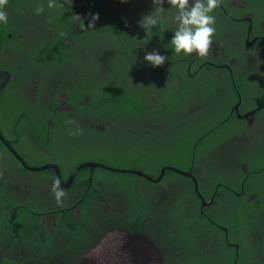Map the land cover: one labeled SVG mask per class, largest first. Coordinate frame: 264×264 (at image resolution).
I'll return each instance as SVG.
<instances>
[{"label":"flooded vegetation","instance_id":"1","mask_svg":"<svg viewBox=\"0 0 264 264\" xmlns=\"http://www.w3.org/2000/svg\"><path fill=\"white\" fill-rule=\"evenodd\" d=\"M75 1L77 2L73 3L81 0ZM227 1V6L224 7L221 3L218 8L223 17L220 26H224L226 21L228 27L225 30H216L210 54L206 58H200L196 54L186 57L183 54L172 56L166 48L152 45L150 33L147 36L138 25L142 16L153 10L152 0H90L81 8H72L56 0L57 4H62L63 7L52 9L47 6L48 0H8L4 9L8 22L0 23V73L9 75V80L1 91L5 93L4 100L0 103V135L17 157L0 141V198H6L11 206L30 205L32 210L39 207L41 224L52 234V228L56 226V214L60 212L59 207H66L75 201L77 204H73L68 210L75 217L78 216L80 194L75 188L79 183V178L76 181L79 174L89 170V177L80 184L85 186L87 181V184L91 185L94 171L100 169L77 170L86 164L113 168L109 163L118 160L119 156L115 155L120 150L115 142L111 141V134H115L113 131L116 126L124 131L121 139L128 145L127 149L133 148L138 137L147 136L149 132L148 145L152 148L149 156H159L155 149L158 144L156 140L161 134L159 139L168 141L170 133L165 127L167 125L159 122V119L139 113L137 115L142 119L139 118L137 122L125 120L123 125H114L119 119L93 117L90 112H86L92 105L89 94L104 83H116L115 87L120 92L126 88L124 83L129 80L131 74L127 77L124 75V70L121 69L123 63L136 67L135 82H145V88L152 90L149 92V102L146 103L149 106L158 104L156 90L170 88L173 73L184 72L199 88L207 86V77L215 83L214 88L216 87L219 96L223 91V100L227 99L228 93L237 97V102L229 107V112L224 113L227 114L226 121L233 118L232 120L238 123L235 124L236 130L215 149L206 151L204 158L198 161L194 158L192 164H196L199 171H208L210 167H215L218 171L240 168L246 175L248 166L246 163L240 164V157L247 161L255 154L264 153V104L252 108L253 104L260 102V97L264 94V88L260 91L255 88V83L261 79L264 84V0L258 3L255 1L253 9H248L244 0ZM41 4L44 6V12L36 15V7ZM163 10L164 7L161 12L163 23L154 28L161 29L164 34L175 21L172 17H166ZM97 13L99 20L94 28H88L91 15ZM76 15L84 20L85 26ZM114 18L123 24L126 39ZM111 24L117 25L119 30ZM2 29L4 31H1ZM111 29L115 32H111ZM112 33L116 36L113 37ZM142 41H146L147 45ZM155 42H160V45L164 39ZM154 49L167 56L166 63L161 67H152L138 56ZM58 55L62 56L64 63L57 61ZM33 60H37L36 68L30 64ZM3 82L0 78V85ZM237 84L245 88L242 95H249L245 99L247 107L241 105ZM141 85L136 84L135 89ZM133 87L134 85H128L129 89ZM145 95L147 93H142L143 99H146ZM77 107L81 112L77 111ZM110 115L112 114L106 113V116ZM69 120L75 123H67ZM132 124L134 129H131ZM78 129L82 130L80 134L69 135V132L76 133ZM95 131L104 141L95 136ZM174 135L173 133L172 136ZM171 151L170 147L165 146L160 156ZM93 154L97 160L95 162L88 159ZM52 167L57 168L61 180ZM42 168L47 169L39 171ZM165 168L173 167H163L156 179L151 178L153 182L144 179L152 187L140 189V193L147 194L146 198L159 204L160 209L165 203L173 205L179 200H185L184 194L177 198L173 196L179 192L177 188H172V191L169 185L162 181L164 176L158 181ZM76 171L72 182L69 183L71 175ZM188 173H194L193 168L189 169ZM56 179L60 180V188L66 193L62 198V206L57 205L52 192ZM184 180L193 184L195 192L194 183L188 178ZM246 180L247 176L244 178L245 182ZM106 184L113 187L112 182ZM97 185L105 184L99 182ZM243 194L241 191L238 196ZM106 195L107 198L102 201L110 200L112 205H115L113 200L117 202L116 211L113 210V213L116 214L121 208L127 210L124 196L110 193ZM195 195L197 196L196 192ZM122 199L124 204L118 202ZM254 199V195L248 196V200ZM204 203L205 206L202 203L200 206L201 216H205L202 210L209 208L213 199ZM19 208L13 207L15 211ZM182 208L187 210L186 206ZM155 209H158V206L153 204L139 230H133L132 222L121 218L119 212L115 220H122L120 226L106 231L93 249L83 254L75 264H179V261H175L176 255L172 251L175 249L174 235L179 231L170 227L168 213H156ZM163 209L167 210L168 205ZM223 232L226 245L238 250L237 244L230 243L228 231L224 229ZM254 238L253 243L259 249L262 238L260 235H254ZM194 239L198 241L201 237L196 234ZM216 239L214 236L213 240ZM12 242L6 240V246H3L0 253L8 251L13 245ZM124 244L129 246L128 255L120 254L122 260L119 261L118 258L115 262V256ZM197 245L205 247L203 244ZM14 251L19 252L21 257L29 256L23 247ZM257 257L262 258L261 255Z\"/></svg>","mask_w":264,"mask_h":264},{"label":"trees","instance_id":"2","mask_svg":"<svg viewBox=\"0 0 264 264\" xmlns=\"http://www.w3.org/2000/svg\"><path fill=\"white\" fill-rule=\"evenodd\" d=\"M244 1L247 2L248 9H253L254 2L258 3L260 0ZM227 4V0H222L224 7ZM163 7V14L166 17L175 16L176 10L167 4ZM212 14L216 17L215 29L225 30L228 27L225 24L227 22H224V26H220L223 23V17L220 15L219 8ZM113 20L120 25L126 39L123 24L117 18ZM171 26L164 34L161 29L152 28L150 38L152 45L166 48L165 50L172 56H176L172 47H167L176 30V23ZM220 27L222 29H219ZM111 32L114 33L115 30L111 29ZM113 33L112 36L115 37L116 34ZM159 39H164L163 44L159 45L160 42H155ZM119 44L123 49L122 44L120 42ZM138 56L143 59L145 55ZM56 58L61 63L65 62L62 56L58 55ZM43 61L44 59L41 63ZM32 63H30L31 66L36 68L37 60H33ZM121 69L124 70L126 77L131 74L129 80L124 83L126 88L120 92L115 87L116 83H104L89 94L92 105L86 112H90L93 117L119 119L114 125H123L125 120L137 122L139 118L142 119L137 115L141 113L142 116L159 119V122L167 125L165 127L170 130V133L168 141L160 140L161 134L156 140L158 144L155 149L159 152V156H149L152 150L148 145L150 144L149 132L147 136L138 137L133 148L127 149L128 145L121 139L124 131L116 126L113 131L115 134H111V141H114L120 150L115 155L119 156L116 161L123 162V167L117 169L139 170L147 177L156 179L163 167H173L184 173H188V170L193 168L192 175L197 179L199 194L206 203L213 199V204L203 209L205 216H201V202L195 195L193 184L171 172H165L162 181L168 184L172 191V188H177L179 194H174L175 198L184 194L185 200H179L173 205L165 203L160 209L159 204L146 198L147 194L140 193V189L152 187L143 178L131 174L121 175L95 170L91 185H88L86 181L83 186L82 182L89 177V170H86L76 179L77 181L79 178V183L75 190L80 194L78 216L75 217L68 210L73 204H77L75 201L66 207H59L60 212L56 214V226L52 228V234L47 232L41 224L42 221L38 216L39 207L32 206V208L35 207L32 210L30 205L11 206L5 197V199L0 198V251L3 246H6V240L13 241L12 249L9 248L8 251L0 253V264H75L83 254L93 249L106 231L120 226L122 220H115L119 212L121 218L132 222L133 230H139L140 224L145 221L144 217L149 215L153 204L158 206V209L154 210L156 213H168L170 227L179 231L174 235L175 249L172 250L176 255L175 261H179V264H264V153L255 154L247 161L240 157L239 160L242 161L240 164L246 163L248 166L246 175L240 168L218 171L215 167H210L208 171H199L198 166L192 164L194 158L196 161L204 158L206 151L215 149L232 131L236 130L235 124L238 123H235L233 118L226 121L227 114L224 113L229 112V107L237 102V97L224 92L227 99L223 100V91L219 96L216 87L214 88L215 83L207 77L205 78L207 86L199 88L184 72L173 73L170 88L156 90L158 104L153 103L149 106L146 103L149 102V92L152 90L145 88V82H135L136 67L123 63ZM136 84L142 85L138 87L139 89H135ZM128 85H134L133 89H129ZM237 89L241 96V105L247 107L245 99L249 95H242L245 90L243 86L239 85ZM4 93H0V103L4 100ZM142 93H147L146 99L142 98ZM260 99V102L253 104L252 108L264 104V94ZM76 104L78 105V102ZM226 105L228 106L225 107ZM77 111L81 112L79 107ZM106 113L112 115L106 116ZM108 120L114 121L111 118ZM131 129H134L133 124ZM143 130L147 129L143 128ZM96 133L95 131V136L104 141ZM173 133L174 136H172ZM165 146L170 147L172 151L160 156ZM93 149L95 151L96 146ZM94 157L93 154L88 158L89 161H97ZM99 182L104 183L105 185H102L104 187L97 185ZM108 182L113 183L112 188L106 184ZM241 191L244 194L238 196ZM106 193L124 196L127 201V210L121 208L116 214L113 213V210L116 211L117 202L113 200L115 205H112L110 200L102 201L107 198ZM250 195H254L255 199L248 200ZM123 201L122 199L118 202L124 204ZM166 205L168 209L164 210ZM15 206L20 208L15 211L13 209ZM183 206H186L187 210H184ZM222 229L228 231L230 243L237 244L238 250L226 245ZM196 234L201 237L198 241L194 239ZM254 235L256 237L260 235L262 238L258 245L259 249L253 243ZM214 236L217 237L216 240H213ZM218 238H220L219 241ZM197 244H203L205 247H199ZM20 247L28 252L27 258L21 257L19 252L14 251ZM258 255L262 258H258Z\"/></svg>","mask_w":264,"mask_h":264},{"label":"clouds","instance_id":"3","mask_svg":"<svg viewBox=\"0 0 264 264\" xmlns=\"http://www.w3.org/2000/svg\"><path fill=\"white\" fill-rule=\"evenodd\" d=\"M124 2V0H121ZM155 7L148 14L142 16L138 21L146 35L151 32L152 28L163 23L161 12L163 6H168L176 10L173 17L176 23V30L172 36L170 44L176 55L190 56L196 54L200 58H206L210 54L213 37L215 35L216 17L212 13L221 5L222 0H152ZM8 5V0H0V23H7V13L4 11ZM49 9L63 7L58 5L56 0H48ZM36 15L44 12V6L41 4L36 7ZM78 20L85 26L84 20L76 15ZM99 20V14H92L88 22V28H94L95 23ZM64 35V33H61ZM147 45L146 41H142ZM152 67H161L167 61V56L161 55L158 49L147 52L143 57ZM67 123H75L69 120ZM82 130L78 129L76 133L69 132V135L80 134ZM58 206H62V198L66 193L60 188V180L56 179L52 185Z\"/></svg>","mask_w":264,"mask_h":264},{"label":"water","instance_id":"4","mask_svg":"<svg viewBox=\"0 0 264 264\" xmlns=\"http://www.w3.org/2000/svg\"><path fill=\"white\" fill-rule=\"evenodd\" d=\"M62 1L63 3H65L66 5H68L69 7H72V8H81L83 6H85L90 0H81L79 1L78 3H73L71 2L70 0H60ZM100 0H97V2H99ZM112 26H115L118 28L117 25L115 24H111ZM119 30V28H118ZM0 78L3 79V83L0 85V93L1 91L5 88L8 80H9V75L5 74V73H0ZM0 141L5 145V147L7 149H9L12 153L13 151L10 149V147L7 145V143L4 142V140L2 139L1 135H0ZM15 155V153H13ZM16 156V155H15ZM17 157V156H16ZM54 170H55V173L57 175V177L60 179V175H59V172L57 170V168L55 167H52ZM84 168H89L91 171L95 170V169H100V170H103V171H106V172H109V173H113V174H121V175H124V174H131V175H135L139 178H143L145 179L146 181L148 182H153V180L149 177H147L145 174H143L142 172L140 171H126V170H118V169H113V168H108V167H105L103 165H98V164H86L84 166H81L77 171L79 170H82ZM47 168H42L40 169L39 171H43ZM76 172H74L70 179H69V183L72 182L74 176L76 175ZM165 172H171V173H174V174H177L179 176H182L184 178H188L190 179L193 183H194V187H195V192L199 198V200L201 201L202 205L205 206L206 204L204 203L202 197L199 195L198 191H197V181L196 179L192 176L191 173H184V172H181V171H178L176 169H173V168H165L164 170H162L161 172V175L160 177L158 178V181H160L162 179V177L164 176ZM61 180V179H60ZM61 187H65V186H62ZM128 251H129V246H127L126 244L122 245L121 248L118 250V254L115 256V262H117L118 258H119V261L122 260V256H127L128 255ZM120 254L122 256H120Z\"/></svg>","mask_w":264,"mask_h":264},{"label":"rangeland","instance_id":"5","mask_svg":"<svg viewBox=\"0 0 264 264\" xmlns=\"http://www.w3.org/2000/svg\"><path fill=\"white\" fill-rule=\"evenodd\" d=\"M255 88L258 91H260L262 88H264V84L262 82V79L255 83ZM109 164H111L115 168L123 167V162H121V161H111V163H109Z\"/></svg>","mask_w":264,"mask_h":264}]
</instances>
